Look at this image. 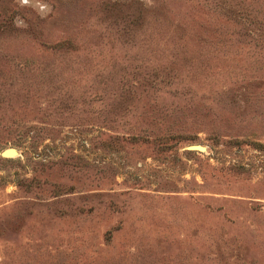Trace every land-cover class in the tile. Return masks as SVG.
Wrapping results in <instances>:
<instances>
[{
  "label": "rangeland",
  "instance_id": "1",
  "mask_svg": "<svg viewBox=\"0 0 264 264\" xmlns=\"http://www.w3.org/2000/svg\"><path fill=\"white\" fill-rule=\"evenodd\" d=\"M0 264H264V0H0Z\"/></svg>",
  "mask_w": 264,
  "mask_h": 264
},
{
  "label": "water",
  "instance_id": "2",
  "mask_svg": "<svg viewBox=\"0 0 264 264\" xmlns=\"http://www.w3.org/2000/svg\"><path fill=\"white\" fill-rule=\"evenodd\" d=\"M4 154H5V155H10V154H13V151L8 150V151H5Z\"/></svg>",
  "mask_w": 264,
  "mask_h": 264
}]
</instances>
